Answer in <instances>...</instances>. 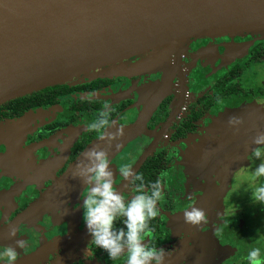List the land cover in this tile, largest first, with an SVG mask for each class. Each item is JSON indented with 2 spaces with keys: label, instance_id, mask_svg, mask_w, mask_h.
Here are the masks:
<instances>
[{
  "label": "flooded vegetation",
  "instance_id": "flooded-vegetation-1",
  "mask_svg": "<svg viewBox=\"0 0 264 264\" xmlns=\"http://www.w3.org/2000/svg\"><path fill=\"white\" fill-rule=\"evenodd\" d=\"M174 67L160 84L162 70L83 76L0 103V251L16 247L15 264H125L126 257L113 261L90 245L81 207L87 189L73 178L83 153L99 146L126 198L134 193L119 176L124 165L146 187L161 181L159 214L145 243L171 252L164 264L248 263L255 248L264 259V205L252 202L250 190L264 184L253 175L262 161L248 158L256 145L231 162L210 161L215 166L206 170L197 159L207 148L222 152L223 141L264 118V33L192 38ZM105 104L110 120L124 127L118 147L86 130ZM232 115L243 118L239 132L228 124ZM191 207L205 210L207 223H185ZM13 226L18 236L9 235ZM115 227H124L122 220ZM17 239L27 241L25 249Z\"/></svg>",
  "mask_w": 264,
  "mask_h": 264
},
{
  "label": "water",
  "instance_id": "water-1",
  "mask_svg": "<svg viewBox=\"0 0 264 264\" xmlns=\"http://www.w3.org/2000/svg\"><path fill=\"white\" fill-rule=\"evenodd\" d=\"M253 33L264 0H0V103L83 76L162 70L160 84L192 38ZM258 132L264 118L200 152L201 167L244 156Z\"/></svg>",
  "mask_w": 264,
  "mask_h": 264
},
{
  "label": "clouds",
  "instance_id": "clouds-1",
  "mask_svg": "<svg viewBox=\"0 0 264 264\" xmlns=\"http://www.w3.org/2000/svg\"><path fill=\"white\" fill-rule=\"evenodd\" d=\"M111 111L110 105L105 104L97 119L89 123L86 130L98 133V139L105 141L109 147L114 142H117L115 145L118 147V141L124 135V127H116L110 120ZM243 123L242 117L232 115L228 118L229 126H233L236 132H239V126ZM110 127H116V130L108 131ZM251 140L256 147L252 148L248 158L262 161L254 169L253 175L256 179L264 178V132H258ZM83 157L76 163L73 178H80L85 185L84 189H87L81 207L87 231L92 237L90 245L105 251L113 261L123 256L126 257L125 264H164L166 254L171 255V252L163 247H149L145 243L149 221L159 214L157 205L163 195L161 181L157 179L146 187L143 177L130 166L124 165L119 168V176L127 182V186H131L130 190L134 193L126 198L115 187L116 173L110 167L106 149L99 146L89 148ZM250 190L252 202L264 205V184ZM183 218L185 223L194 227L208 220L205 210L200 207L183 211ZM118 220H122L124 227H115ZM17 232V226L9 229L10 236H18ZM26 244L25 239L16 240V246L20 249H25ZM17 258L16 247L9 245L0 251V264H15ZM247 260L248 264H264L259 248L248 252Z\"/></svg>",
  "mask_w": 264,
  "mask_h": 264
},
{
  "label": "trees",
  "instance_id": "trees-1",
  "mask_svg": "<svg viewBox=\"0 0 264 264\" xmlns=\"http://www.w3.org/2000/svg\"><path fill=\"white\" fill-rule=\"evenodd\" d=\"M62 85H65V82L57 83V84H53V85H49V86L43 87V88H41L39 90H36V91H33L31 93H28V94L13 98V100L30 98V97H35V96L47 94V93H50V91L53 90L55 87H59V86H62ZM262 261H264V259H262ZM239 264H248V263H239Z\"/></svg>",
  "mask_w": 264,
  "mask_h": 264
}]
</instances>
